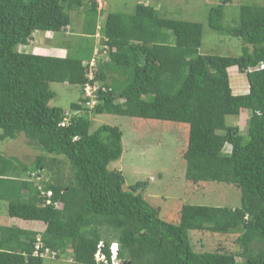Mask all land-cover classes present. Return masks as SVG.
Returning a JSON list of instances; mask_svg holds the SVG:
<instances>
[{"label": "trees", "instance_id": "trees-1", "mask_svg": "<svg viewBox=\"0 0 264 264\" xmlns=\"http://www.w3.org/2000/svg\"><path fill=\"white\" fill-rule=\"evenodd\" d=\"M88 4V33L101 29L108 46L94 79L88 76L91 60L20 51L36 31L67 30L69 10ZM99 11L97 0H0V139L24 133L42 151L31 167L0 153V200L9 202L12 218L44 225L41 231L0 225V264H44L34 254L39 236L42 250L58 253L53 259L71 249L74 264H113L115 241L120 264H239L237 257L241 264H264V5L243 4L234 27L222 22L224 4L209 12L213 29L252 46L240 56L201 54L202 23L160 16L148 4L139 3L131 15L109 13L101 28ZM232 67L246 73L248 93L233 92ZM113 70L123 75L117 85L108 82ZM53 82L81 88L80 102L71 105L77 113L65 125L67 111L50 105ZM88 82L100 84L90 111ZM85 110L187 124L189 185L232 184L241 190V204H182L176 219L162 218V208L138 190L143 183L128 189L122 171L110 168L124 153L123 131L102 124L91 132L90 113L80 114ZM245 112L244 134L226 117ZM60 156L72 166V178L43 179ZM48 190L51 204L42 193ZM194 232L237 237L232 249L220 241L216 250L202 251L194 248ZM101 243L107 262L96 258Z\"/></svg>", "mask_w": 264, "mask_h": 264}, {"label": "rangeland", "instance_id": "rangeland-1", "mask_svg": "<svg viewBox=\"0 0 264 264\" xmlns=\"http://www.w3.org/2000/svg\"><path fill=\"white\" fill-rule=\"evenodd\" d=\"M97 2L100 10L97 18L98 28L104 27L109 13L131 15L135 13L139 3L148 4L153 6L160 16L202 23L203 38L199 52L228 56H240L246 46L250 49L252 46L246 44L241 37L213 29L208 22L211 8L224 4L222 22L226 26L234 27L240 23L243 4L264 5V0H97ZM90 7L91 4H88L83 8L69 10L71 25L67 30L37 31L31 40L33 44L20 46V51L33 54L72 55L81 58L85 63L93 57L99 58L101 50L103 52L105 47L102 43L101 29L96 36L88 33L87 27H91L93 22V17L87 11ZM96 50H99V53ZM111 74L108 82L113 85H117V82L123 79L120 71L113 70ZM114 78L117 80L113 83ZM230 81L235 94L249 92L247 75L239 72L237 67L230 69ZM50 87L55 92L50 105L60 106L67 112H72L71 105L81 100V88L78 85L53 82ZM89 108L90 111L92 106ZM81 112L82 115L90 113L91 132L102 124L120 127L123 131L124 153L119 160L110 164V168L122 171L128 189L137 183H143L138 190L153 205L162 208L160 214L162 218L176 219L179 206L182 204L227 207H237L241 204V190L232 184L215 182L200 187L189 185L186 178L187 163L183 157L184 148L188 144L187 124L109 113L92 115L86 110ZM247 114L245 112L239 116L228 115L226 121L229 125L233 123L239 125L241 132L245 134L249 122ZM225 150L229 151L230 146L228 145ZM0 153L31 167L42 151L32 144L24 133H20L16 138L0 139ZM44 154L50 159L54 156ZM58 158L59 162H54L51 168L48 167L43 171V179L54 181L57 177H61L63 182H68L73 175L72 166L63 156ZM8 210L9 202L0 200V225L31 228L33 223L12 218ZM35 228L41 231L44 225L40 223ZM236 237L237 234L223 237L209 232H194L192 242L195 249L202 251L216 250L220 241L232 249ZM237 261L241 264L243 259L237 257ZM44 264H74L71 249L59 259L45 258Z\"/></svg>", "mask_w": 264, "mask_h": 264}, {"label": "built area", "instance_id": "built-area-1", "mask_svg": "<svg viewBox=\"0 0 264 264\" xmlns=\"http://www.w3.org/2000/svg\"><path fill=\"white\" fill-rule=\"evenodd\" d=\"M106 49L108 48V46L105 47ZM99 50H96V52ZM105 53H107V50H105ZM98 58H92L91 61L89 62L90 64V71L88 73V76L90 79H94L96 72L94 71V67L96 66V62H97ZM105 59H108L107 57ZM100 89V84H98L97 82L92 83V82H88L84 88L85 90V95L86 97H89L90 99L87 101V106L89 105L92 106V108L97 104L98 102V90ZM67 117L65 118L64 122L62 123V125H65L69 118L72 116V113L70 112H66ZM43 195H46L47 199H46V203L47 204H51L53 203L52 200V196H53V191L52 190H48V191H42ZM55 206L59 207L60 203L59 202H55L54 203ZM43 247V241L41 236L38 237L37 243H36V247H35V251L34 254L35 255H39L41 257H51V258H56L58 253L56 251H52L49 248H46L45 250H42ZM103 247V244L101 243L99 246V250L96 254V258L98 261H105L107 262V257L106 255L102 252L101 248ZM111 252H112V258L113 260H115V258L117 257V253H118V248H117V244L113 243L110 247ZM114 264H117L116 262Z\"/></svg>", "mask_w": 264, "mask_h": 264}, {"label": "crops", "instance_id": "crops-1", "mask_svg": "<svg viewBox=\"0 0 264 264\" xmlns=\"http://www.w3.org/2000/svg\"><path fill=\"white\" fill-rule=\"evenodd\" d=\"M98 26V25H97ZM37 33V31L34 33V35ZM98 34V31H97V33L95 34V36ZM34 35H33V38H34ZM31 40H33V39H31ZM31 40H30V42H29V44L28 45H31V44H33V43H31ZM36 40V39H35ZM27 45V46H28ZM48 55H57V56H64L63 54H59V53H57V54H54V53H50V54H48ZM31 223H33L30 227L31 228H33V229H36L35 227L37 226V225H39L40 223L39 222H31Z\"/></svg>", "mask_w": 264, "mask_h": 264}, {"label": "clouds", "instance_id": "clouds-1", "mask_svg": "<svg viewBox=\"0 0 264 264\" xmlns=\"http://www.w3.org/2000/svg\"><path fill=\"white\" fill-rule=\"evenodd\" d=\"M105 50H107V49H105ZM108 52V51H107ZM105 60H108V59H105ZM98 103V102H97ZM70 113H73V112H70ZM77 113V112H76ZM76 113H74V114H76ZM73 115V114H72ZM113 243H116L117 244V248H118V251H119V243L118 242H112L111 243V245L113 244ZM111 245H110V247H111ZM111 250V249H110ZM117 256H118V253H117ZM44 258H48V257H44ZM51 258V257H50ZM113 260V259H112ZM117 263V264H120V261L117 259V257L115 258V260H113V264L114 263Z\"/></svg>", "mask_w": 264, "mask_h": 264}]
</instances>
